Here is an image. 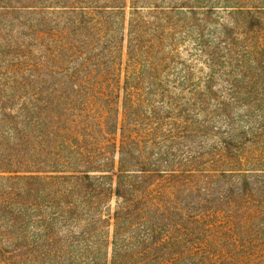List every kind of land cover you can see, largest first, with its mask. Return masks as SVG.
Masks as SVG:
<instances>
[{"label":"rangeland","instance_id":"1","mask_svg":"<svg viewBox=\"0 0 264 264\" xmlns=\"http://www.w3.org/2000/svg\"><path fill=\"white\" fill-rule=\"evenodd\" d=\"M90 21L105 25L104 44L125 38L122 55L100 63L118 66L123 88L141 85L145 117L163 123L143 154L162 163L153 189L192 220L180 241H212L230 227L243 237L247 211L230 203L264 193V0H0V264H68L83 245L151 236L146 221L118 229L116 196L99 201L71 174L31 172L28 152L43 135L26 126L41 101L69 96L86 56L73 58L66 40L90 36L77 30ZM130 43L143 50L130 56ZM262 213L254 228H264Z\"/></svg>","mask_w":264,"mask_h":264},{"label":"trees","instance_id":"2","mask_svg":"<svg viewBox=\"0 0 264 264\" xmlns=\"http://www.w3.org/2000/svg\"><path fill=\"white\" fill-rule=\"evenodd\" d=\"M85 29L90 36L66 40L65 51L73 58L86 56L69 79V96L56 103L41 101L33 113L35 117L28 123L30 129L26 126L28 136L34 132L43 135L39 149L28 152L38 166L31 172L71 174L69 177L89 186L95 193L94 199L99 201L108 194L116 196L121 201L115 214L118 229L121 225L146 221L151 236L149 241L83 245L76 260L68 264H264V228H254L252 224L264 212L261 210L264 209V193L240 196L230 203L247 211L250 227L243 237L238 239L230 227L228 231L218 228L212 241H180L179 228L190 227L192 220L182 211L175 209L177 213H174L166 202L165 190L153 189L151 180L161 177L164 170L161 162L156 165L143 154L145 143L151 142L152 149L155 148L163 123L145 117L141 85L123 88L120 81L115 82L121 79L118 66L100 63L116 53L122 55L125 38L117 44L113 41L104 44L101 36L104 24L99 26L90 21L77 28L79 32ZM140 50H143L141 46L128 45L130 56ZM96 51L100 54L94 55ZM91 57L99 64L94 65ZM129 72L131 78L137 80L136 71ZM106 88L108 94L102 92ZM121 90L125 92L123 100ZM132 177L143 181L131 182L129 188L127 185L123 188L121 180ZM115 179L120 181L117 186ZM60 206L63 211L74 213L78 205L63 202ZM143 215L148 217L144 220ZM170 227L175 228L172 235L165 233Z\"/></svg>","mask_w":264,"mask_h":264}]
</instances>
